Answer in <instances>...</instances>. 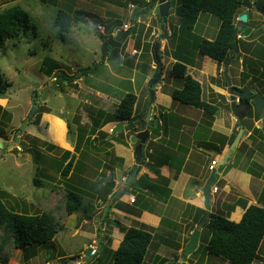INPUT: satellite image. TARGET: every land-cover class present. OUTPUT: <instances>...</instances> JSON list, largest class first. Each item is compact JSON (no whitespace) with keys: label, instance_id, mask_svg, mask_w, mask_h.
I'll list each match as a JSON object with an SVG mask.
<instances>
[{"label":"rangeland","instance_id":"1","mask_svg":"<svg viewBox=\"0 0 264 264\" xmlns=\"http://www.w3.org/2000/svg\"><path fill=\"white\" fill-rule=\"evenodd\" d=\"M131 2L132 0H51L43 3L41 0H0L2 8L20 4L28 12L33 26L28 34L14 38L4 46H0V73L11 86L8 95L0 98V133H2L0 137V199L9 209L18 213L29 215L52 213L58 230L52 244L44 247L35 246L26 251H29L28 261L26 253L16 249L12 240L7 242L0 252V264H46V260H51L49 264H86L87 259L88 264L113 263L114 249H110V246L104 250L100 249L98 256L93 258L90 247L86 246L91 243V239H85L87 233H94L96 228H99L92 216L102 206V202L94 201V197L88 194L95 185L91 181L96 180L95 183H98L97 180H100L102 175H104L103 180L110 179L106 178L110 161L95 150V147H100V139L97 142L91 140L87 148L84 146V151L81 149L83 152L77 154L78 168L75 170V176L74 174L64 175V172L58 168V162L64 160L63 152L66 150L75 151L80 126L88 130L93 126L92 112L95 118L99 110L113 113L126 93L135 94L137 92L141 98V106L136 116L137 126L141 127L142 121L146 118L150 104L149 82L156 71L151 69L154 63L151 50L145 41L149 40L153 43L163 35L158 26L159 15L152 11L150 15L142 18V21H150L149 27L153 30L150 36L146 35L148 30L140 27L145 26L146 29L148 22H137L138 25L140 24L139 27L121 50L120 64H116L110 54H107L104 60L101 53L100 37L107 39L110 37L109 33L112 28L115 31L118 29L115 27L118 22L116 20H119L118 23L122 25L130 21L131 25L132 10L130 11L129 8ZM178 5L179 0H175V8L171 9L168 18L169 26L177 25L179 22ZM67 8L68 12L81 9L89 14L85 17L86 22L74 23L69 33L60 32L54 26L58 10ZM103 26L109 27L104 34ZM262 28H264V23ZM168 45L170 47V43ZM135 49L138 53L136 57H133L131 53ZM49 59L59 65V74L63 72L71 78L70 82L64 83L63 90L62 86L56 83L57 74L48 76L42 72V67ZM201 60L203 61V57ZM87 67L94 69L95 73L89 77L80 78L79 70ZM234 68L235 65H232L230 76L233 78L232 85L237 87L239 82L236 79L237 71ZM148 74L152 76L148 78ZM219 79V85L227 88L224 75ZM177 80L183 83L182 79ZM256 89L264 97V91ZM226 95L228 96L227 92ZM105 97L110 99H105ZM225 97H218L221 100L217 102L218 107L225 109V112H230L232 110L229 96L228 102H225ZM156 107L160 109L158 104ZM38 114L41 116L39 122L36 121ZM160 117L165 123L163 126L165 138L169 136L168 140L171 145L175 144L176 138L178 139L182 133V143L184 147L187 146L186 142H189L192 135L189 133H194L195 129L190 130L187 126L181 129L183 120L181 114L175 111V107L165 110ZM134 124L135 122L129 129L128 137L137 132ZM154 125H157V121L156 123L154 121ZM241 125L236 123L233 138L238 134ZM251 126L254 127L253 121L248 126L253 136L244 138V143L240 145L235 155V167L240 165V169L253 176L249 181L251 191L243 195L241 191L237 192V189H232L225 201L223 200L224 193L220 190V186L225 182H219V192L218 190L215 192H218L216 194L217 205L212 209L214 213L230 216V204H240L238 201L240 197L244 207H247L249 201L261 206V198L264 199V130L260 129L256 132ZM149 127L152 132H155L151 123ZM108 128L104 129L105 132L102 131L110 136ZM206 133H208L207 128L200 127L197 135L204 137ZM117 135L119 138V133ZM88 136L91 137L92 134ZM97 136L102 138L103 135ZM112 138L119 142L115 135ZM49 144L57 145L59 149H50ZM123 144L127 145L126 140ZM184 147L177 152H174L173 146L163 151L176 154L180 162V160H185L189 148V146ZM218 150L221 152V148ZM110 153L113 157V151ZM222 156L220 153L219 161ZM104 159L107 164L100 167ZM66 162L63 161V164ZM224 166H219L218 172ZM102 167L104 170L100 174L99 170ZM159 179L161 190H164L169 180L164 177ZM119 181L121 182L120 178ZM244 184L247 187V181ZM88 185L91 187L86 188ZM74 187L83 196L84 203L77 213L68 215L65 198L68 190H73ZM99 187L103 192L104 186ZM134 190L137 194L133 193L135 197H131L130 201L137 202L136 206H131L126 199L122 202L117 199V204L113 206L116 212L120 213L118 211L120 210L125 216L136 214L139 217L145 213L144 211L147 210L152 200L154 210L156 209V213H159L163 203H157L158 199L153 197L157 196L156 183L152 187L153 195H148L151 200L143 191ZM234 206L231 207L234 208ZM193 208L190 206V212L181 221L174 217L171 209L167 210V213H162L161 220H158V226L152 223L153 225L142 227L139 223L126 222V226H137L154 235L144 264H158L159 257L166 259L164 264H230L221 257L208 253L206 244L210 234L207 229H202L196 252L185 263L179 262L178 257L182 254L184 243L189 241L195 223L201 222L200 215L195 222H189ZM106 212H110V207H107ZM162 219H164L163 223ZM85 221H87L86 224ZM107 222L110 225L113 223L111 220ZM110 231L112 229H109ZM118 243L116 242V247ZM64 256L66 257L61 259ZM58 258L60 261L57 260ZM254 264H264V240Z\"/></svg>","mask_w":264,"mask_h":264},{"label":"crops","instance_id":"2","mask_svg":"<svg viewBox=\"0 0 264 264\" xmlns=\"http://www.w3.org/2000/svg\"><path fill=\"white\" fill-rule=\"evenodd\" d=\"M143 1L148 2V0H143ZM249 1L254 5V2L256 0L254 1L249 0ZM134 6H138V4L134 5L132 2L129 3L130 11L133 9ZM243 14H247L248 24L253 27V30L251 31L250 34L252 35V37L251 39H247V37H245L241 31H238V40H241V42H243V45L242 46L240 45L239 53L236 56L231 55L232 61L229 68V72L231 70L232 65H235L234 69L237 71L235 76L237 81L239 82L237 88L242 89L243 87L248 86L250 89H253L256 92H257L256 88H258V90L264 91V28H262V24L264 23V17L261 15V13H259L255 9V6L246 7L245 5H243L238 10L236 26H238L237 21L239 16ZM142 18L139 19L138 21L143 23L148 22L146 23V29H145L147 30L150 26V21L149 20L142 21ZM215 19L217 18L211 15L205 16V14H201L193 30L195 37L201 36L202 38L208 40H214L220 28L219 20L217 19L215 21ZM125 25L130 26V21L119 26V28L121 29ZM174 26L180 27L179 22L177 23V25ZM159 29H161L160 26ZM187 37L193 41L192 36H187ZM148 42L150 41L148 40ZM169 43L170 41L167 39V41L164 44H162L164 48L163 49L161 48L160 50L161 61L163 65L162 78H161V82L154 88L155 102L153 103V108L151 114L148 116V121H147L148 122L147 128L150 130V139L146 147V160L138 178L134 182L136 183L141 177L145 178L144 180L145 185L143 187L141 185L142 189H139L137 191L138 192L143 191L146 197L149 198L150 200L151 197L148 195L149 194L153 195V193H151L152 192L151 188L156 183L157 196L154 195L153 197L158 199V201L155 199L157 203L159 202L163 203V207L161 209L162 211L160 210L158 211L159 213H156V209L154 210L152 200L147 210L144 211L145 213L139 217H137L136 214L134 216L129 214L130 215L129 217L125 216L121 214L120 210H118L120 212L118 213L113 208V206L117 204L116 201L117 199L121 202L124 199H126V201L129 202L131 206H136L137 204V202L133 203L130 201L131 197L134 196L133 193L137 194L133 188V184L130 185L129 188H127L129 190L128 196L125 197L123 196L122 199L118 197L114 201L110 200L112 192L118 190L124 185L125 180L130 176L133 167L136 165V161L134 156L135 145L129 142L128 134L130 130L127 127V123L124 122L125 125L124 135L127 137L126 139L127 145L113 140L114 138H112V136L115 135V137L117 138L118 133L111 134L109 132V130L113 126H115V124H117L118 122L108 123L107 125L102 127L103 129H101V131L102 130L104 131L105 128L109 127L108 134L110 136L106 134L105 136H101L102 138L100 137L98 138L97 135L100 133H95L92 136V138L97 137L98 139H100L99 140L100 147H95V150L100 152V155L103 158L110 161L108 162V164L110 165V167H108L107 170L108 176H106V178L108 177L110 179H106L107 181H104L99 186L105 187L108 186L107 182H112L114 183V187L112 192L108 195L107 200L104 201L101 198L100 192L102 191L101 189H99L100 188L99 186L98 187L93 186V190L90 191V193H88L90 196L94 197V201L102 202L101 208H99L98 212L94 216H92L93 219H95L94 222L99 228H96L94 233H90V232L87 233V236L85 238L86 240L91 239V243L86 245L87 247H90V249L91 246L95 245V243L97 242V247L99 248V251L100 249L104 250L108 246H110V249H114L116 251L121 241L124 238V231H125L124 229L132 227L131 225L126 226V222H129L130 224L139 223L142 224V227L153 225L152 223L158 226L159 225L158 220L160 221L161 218L163 217L162 213L164 214L165 212L167 213V210L169 209H171V212L174 213V217L175 218L177 217V220L181 221L182 219H185L186 214L190 212V206H192L194 207L192 209L193 214L191 217H189V219L188 218L187 219L189 220V222L192 223L195 222L196 219L198 218L199 210L205 211V202L202 194V188L205 186L212 172L213 161H217L218 164L219 154L220 153L222 155L225 154L228 147L230 146L231 141H233L232 135L236 123H239V121L235 118L232 111L225 112V109L222 110L220 108L221 109L220 110L218 107V103L221 101L220 99H218V97L226 96L225 102H228V96L226 95L225 92V89L227 90V88H224L222 87V85H219V81H220L219 77H222L224 73L223 65L220 66L213 59L201 56L194 49H191L190 46L189 48L187 47L186 51L184 52L182 51L180 53L178 50L177 43L176 44L170 43V47H168ZM244 43H253V46L249 48V46H246V44ZM133 57H136V55ZM201 57H203V61L201 60ZM177 61L186 64L188 73L195 80L200 82L202 86L203 101L215 106L216 109H218L217 111H215V113L210 112L212 116L208 115L209 113L207 114V112H205V110L203 109L184 104L183 102L180 101H175L172 98L171 96L172 90L174 89L181 90L184 87V83H182L181 81H180L181 83L178 82V80L174 78L170 73L172 66ZM235 61L236 63H234ZM154 68L155 66L152 65L151 69L156 71V69ZM151 76L152 75L148 74V78H150ZM167 79L168 81H166ZM231 79L233 78L231 77ZM223 81L225 83V80ZM135 94L137 95L138 99L133 116L135 117V119L133 122H135L134 128L135 129L137 128V132H139L140 127L137 126L136 116L141 106L140 105L141 98L139 97V94L137 92H135ZM105 99H110V98L105 97ZM215 102L218 103L216 104ZM156 104L159 105L160 109H157ZM174 107H175V111L181 114V119L183 120V122H181V126H182L181 129H185L186 126L190 130L195 129L194 133L192 132L189 133L192 135L189 138V142H186L187 146H189V148L185 146L188 148V151L186 153V158L184 161L180 160V162H178L176 154H173L170 151H166V152L163 151L164 149H167L169 147H170L169 149H171V146H173L174 152H177L184 147L182 143L183 141L182 133L180 134L178 139L176 138L175 144L171 145V143L168 140L169 136L165 138L166 134L165 132H163L164 130L163 126L165 123L163 122L162 117H160V115L164 114L165 110L172 109ZM101 112H105V111L99 110L96 112L97 114L96 119H98L99 124H102L104 120ZM105 113L110 114V112H105ZM154 119H156L157 121L159 130L152 132V129L149 127V123L154 121ZM251 122H252L251 120H246L245 123L242 125V127L244 126L246 127L244 133L245 139L249 138L251 135V130L248 129V126L251 125ZM254 126H257L259 129H261L260 122L254 123ZM200 127L207 128L208 133H206V135H203L204 137H200L199 135H197L198 129ZM216 133L217 135H214ZM244 138L242 139L241 144L244 143L245 141ZM83 147L82 150L84 151ZM218 148H221V152H219ZM82 150L81 152H83ZM112 151L114 153L113 157L111 156L110 153ZM238 151L236 152V154L238 153ZM71 153L74 154L75 151ZM105 159L103 160L104 162H102L100 167L102 165L107 164ZM235 165L236 163L234 157L233 161L229 165H225L224 168L220 170V172H218L217 169L215 187L218 188V192H219L218 183L222 181L225 182L222 186H220L221 192L224 193L223 200L225 201H227L228 193L232 189L235 190L237 189L236 190L237 192L238 190L241 191V194L243 195H246L247 194L246 192L251 191V186L249 181L250 179L253 178V176L240 169V165H238L239 167H235ZM230 167L231 169L229 170ZM103 170H104L103 167L100 168L99 170L100 174L103 172ZM228 170L229 172H227ZM72 174H74L75 176L74 171H72L69 174V176H72ZM161 177H164L169 180V182L166 184L167 187L171 190V195L169 197L166 196L164 190H161V193H158L159 191L158 189L161 188V186L159 185L161 181L159 178ZM119 178L121 182L119 181ZM100 179H102V177ZM98 181L99 180H97V182ZM246 181L248 188L244 184V182ZM91 182L95 184L96 180H93ZM244 185L245 188H243ZM89 187H91V185H88L86 188ZM217 193L213 192L211 211L213 207L217 205L216 202ZM238 201L240 202V204L235 205L231 203L230 204L231 206L234 205L235 206L234 208L231 206L229 207L230 210L229 217L230 220L234 222L241 221L247 207H249L250 205H256L250 203L251 201H249L247 207H244L243 204H241V197L238 199ZM222 204H225V202H222ZM260 205L263 206L261 203ZM107 207H110L109 213L106 212ZM110 220L113 222L111 225L107 222ZM86 222L87 221H85V224ZM197 226L198 225L195 224L194 227L195 229L192 230L191 236L196 230ZM109 229L110 230L112 229V231L109 232ZM116 242H119L117 247H116ZM187 242L184 243L183 247ZM26 256L28 261L29 253H26ZM65 257L66 256L61 257V259ZM59 259L60 258H58L57 260L60 261ZM50 261L51 260H46V264H49Z\"/></svg>","mask_w":264,"mask_h":264},{"label":"trees","instance_id":"3","mask_svg":"<svg viewBox=\"0 0 264 264\" xmlns=\"http://www.w3.org/2000/svg\"><path fill=\"white\" fill-rule=\"evenodd\" d=\"M41 1L47 3L51 0ZM132 3L134 5L138 4V6L147 4V2L143 0H132ZM243 5L246 7L255 6V9L264 17V0H256L254 5L249 0H179L177 13L180 18V27L170 25L172 33L168 35L166 32V28L169 26L168 19L167 21H163L159 16L158 24L160 28L165 31L164 37L167 38L171 44H178L177 46L180 53L186 51L187 47L189 48L190 46L191 49H194L201 56L211 58L222 66L223 62L228 59L230 55L236 56L239 53L240 45H243V42L238 40V30L236 26L237 13ZM68 11V8L58 10L55 17L54 26L58 28L60 32L69 33L74 23L86 22L85 17L89 15L86 11L81 9H75L72 12ZM201 14H208L219 20L220 28L214 40H208L197 35V37H195L193 30ZM116 21L120 22L119 20ZM118 22L115 25L116 29L122 25ZM139 25L136 24L133 27L132 34L135 33ZM140 27L145 30V26ZM32 28V21L29 14L20 4H16L9 8H2L0 4V46H4L8 41L14 38L28 34ZM105 28L107 31L109 27ZM147 30L146 35L150 36L153 30L150 27ZM114 31L113 28L110 30V37L113 35ZM187 36H192L193 41ZM251 37L252 35L247 37V39H251ZM145 42H147V46L149 50H151L152 42ZM244 44L249 46V48L253 46V43ZM59 69V65L49 59L42 67V72L48 76L57 74L55 77L56 83L60 84L63 90L64 83L66 81L70 82L71 78L63 72L59 74ZM79 72V77L83 78L89 77L91 74L95 73V70L91 67H87L85 69H80ZM170 73L174 78L182 79L184 83V87L181 90H172L171 96L175 101H180L184 104L203 109L209 114L210 112L215 113L217 110L216 107L203 101L202 86L200 82L195 80L188 73L186 64L177 61L172 66ZM10 88V84L0 73V98H5ZM137 99L136 94L132 92L126 93L113 113L107 114L101 112L104 118L102 124H99L98 119L94 117V113L92 112L94 124L89 130L85 129L84 126H80L81 128L78 129L75 153L72 154L70 151L63 152L64 160L58 162V168L64 172V175L69 176L72 171L75 173V170L78 168L77 153L81 152L83 146L87 147L88 144L91 143V140L95 142L98 141L97 137L92 138L95 133H100L103 136L105 135L101 131L102 127L108 123L126 122L128 129H130L135 119L133 116L137 105ZM247 99L248 98L241 99V103H244V100ZM40 117V114H38L36 119L37 122L40 121ZM150 123L155 131L159 130V126L154 125V121ZM239 123L243 125L242 122ZM259 130L260 129H255L254 131L259 132ZM90 133L92 134L91 137L88 136ZM1 135L2 133H0V137H2ZM119 135L120 137L117 138V140L120 143H125L126 136L124 133L120 132ZM234 138H232V140ZM49 147L54 150L59 149L52 144H49ZM66 160L68 161L66 162ZM63 161L66 163L63 164ZM101 177L102 179H100L98 183H95V187H98L105 181L103 180L104 175ZM144 180L145 178L141 177L133 184V188L136 190L142 189L145 185ZM107 184L108 186H106V188L104 187V191L100 192L101 198L104 200H107L108 195L112 192L114 187V183L112 182H107ZM158 190V193H161V188ZM164 191L167 197L171 195V190L168 187L165 188ZM263 200L264 199L261 198L263 206L250 205L247 207L240 222H234L230 220L229 216L212 212L209 223L203 228L207 229L210 234V238L206 244L208 253L221 257L230 264H254L264 240ZM65 201L68 215H73L82 208L84 198L74 187L73 190H68ZM204 214V210H199L200 221ZM163 221L164 219H162V223ZM195 224L199 225L198 222ZM56 225L57 223L52 213L43 212L35 215L18 213L9 209L0 199V252L3 250L5 244L11 240L16 249H20L24 252L35 246H48L52 244L58 233ZM153 238L154 235L146 230L137 227L126 228L124 231V238L118 249L114 252L112 264H144ZM159 259L160 261L158 264H164L166 261V259H161L160 257Z\"/></svg>","mask_w":264,"mask_h":264},{"label":"water","instance_id":"4","mask_svg":"<svg viewBox=\"0 0 264 264\" xmlns=\"http://www.w3.org/2000/svg\"><path fill=\"white\" fill-rule=\"evenodd\" d=\"M175 8V1L173 0H148L147 4L134 6L131 11V26L127 31H123L122 29H117L113 35L109 38L100 37L102 42V58L105 59L107 54H110L112 60L116 64H120L121 62V50L124 44L127 42L129 37L133 33V27L137 24L138 20L142 17H146L151 14L152 11L156 12L163 21H167L168 16L170 14V10ZM237 30L241 31L245 37H249L253 27L248 24V16L247 14H243L239 16L237 21ZM164 40V37H160L158 40L152 43L151 47V55L153 59V63L155 65L156 73L152 77L149 82V92H150V104L148 108V112L146 118L141 123L140 131L135 133L134 135L129 137V142L135 145L134 156L136 165L133 167L130 176L125 180L124 185L112 192L111 201H114L118 197H123L128 195L130 185L134 184L136 179L138 178L142 167L144 166L146 160V147L150 139V130L147 128L148 126V116L151 114L153 103L155 102V91L154 88L157 86L162 78V61H161V41ZM232 56L230 55L228 59L223 62L224 66V78L226 80L227 94L229 96L230 107L232 113L235 118L242 122L244 121L253 110V106L251 103H240L241 99L248 98L251 99L257 112L261 115L263 124H264V97L256 92L253 89H250L248 86L243 87L242 89L237 88L232 85V79L230 76L229 68L231 65ZM33 113L31 114V116ZM156 123V119L154 120ZM125 125L123 122H119L114 126V134L120 133L124 131ZM245 133V129L242 127L235 140L228 147L225 154H223L221 160L215 167L212 168V172L207 180L205 186L202 188V194L205 202V214L197 226L196 230L190 237L189 241L186 243L181 256H179V262L185 263L186 260L192 256L199 247L200 237L202 233V229L205 225H207L210 221L211 217V207H212V187L216 184V174L217 169L221 165H229L238 150L241 139Z\"/></svg>","mask_w":264,"mask_h":264},{"label":"built area","instance_id":"5","mask_svg":"<svg viewBox=\"0 0 264 264\" xmlns=\"http://www.w3.org/2000/svg\"><path fill=\"white\" fill-rule=\"evenodd\" d=\"M129 27H130V26L125 25V26L122 27L121 29H122L123 31H127V30L129 29ZM160 30H161V29H160ZM105 31H106V28H105V26H103V30H102L103 34L105 33ZM161 31L163 32V35H162V36L164 37L165 31H163V30H161ZM166 32L168 33V35H171L172 31H171L170 27H167V28H166ZM162 36H161V37H162ZM166 41H167V39L164 37V40L161 41V44H164ZM161 48L163 49L164 47L161 45ZM137 53H138V51L135 49V50L132 51L131 54H132L133 56H135ZM55 80H56V79H55ZM109 132H110L111 134H114V129H113V127L109 130ZM216 163H217V161H213L212 168L216 165ZM217 190H218V188H216V187L213 188V192H216ZM131 202H133V201L131 200ZM113 220H114V219H113ZM98 253H99V248L97 247V242H96L95 245L91 246V256H92L93 258H95V257L98 255ZM85 263H86V264L89 263V262H88V259L85 260Z\"/></svg>","mask_w":264,"mask_h":264},{"label":"flooded vegetation","instance_id":"6","mask_svg":"<svg viewBox=\"0 0 264 264\" xmlns=\"http://www.w3.org/2000/svg\"><path fill=\"white\" fill-rule=\"evenodd\" d=\"M224 67V66H223ZM246 103H251V105L253 106V110L251 111V114L244 120V121H242V123L244 124L245 123V121L246 120H252L253 121V125H254V123H256V122H260V127H261V129L262 130H264V124H263V120H262V117H261V115H259V113L257 112V109L255 108V106H254V104H253V102L251 101V99H247V100H244ZM244 102V103H245ZM240 103H241V100H240ZM243 103V102H242ZM252 127V126H251ZM244 129L246 128L245 126L243 127ZM255 130V129H259L257 126H254V127H252V130ZM253 135V132L251 131V135H250V137ZM237 136V135H236ZM236 136H235V138H236ZM245 137V134L243 135V137H242V139ZM235 138L233 139V141L235 140ZM242 139H241V142H242ZM233 141H231V143H230V145L232 144V142ZM241 142H240V145H241ZM240 145H239V147H240ZM239 147H238V149H239ZM238 151V150H237ZM235 157V156H234Z\"/></svg>","mask_w":264,"mask_h":264},{"label":"clouds","instance_id":"7","mask_svg":"<svg viewBox=\"0 0 264 264\" xmlns=\"http://www.w3.org/2000/svg\"><path fill=\"white\" fill-rule=\"evenodd\" d=\"M131 26V25H130ZM169 27V26H168ZM162 30V29H161ZM167 39V38H166ZM162 45V44H161ZM217 164V163H216ZM215 167V166H214ZM215 187V185L212 187V193H213V188Z\"/></svg>","mask_w":264,"mask_h":264},{"label":"bare ground","instance_id":"8","mask_svg":"<svg viewBox=\"0 0 264 264\" xmlns=\"http://www.w3.org/2000/svg\"><path fill=\"white\" fill-rule=\"evenodd\" d=\"M124 123V122H123Z\"/></svg>","mask_w":264,"mask_h":264}]
</instances>
